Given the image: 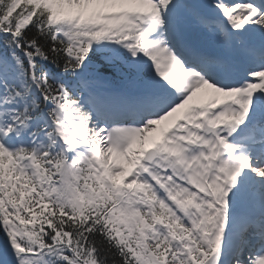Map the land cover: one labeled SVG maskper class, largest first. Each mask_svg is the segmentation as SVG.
Masks as SVG:
<instances>
[{"label":"snow or ice","instance_id":"obj_1","mask_svg":"<svg viewBox=\"0 0 264 264\" xmlns=\"http://www.w3.org/2000/svg\"><path fill=\"white\" fill-rule=\"evenodd\" d=\"M0 264H264V0H0Z\"/></svg>","mask_w":264,"mask_h":264}]
</instances>
